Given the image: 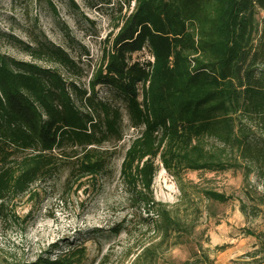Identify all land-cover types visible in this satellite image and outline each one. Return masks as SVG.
Wrapping results in <instances>:
<instances>
[{
	"label": "trees",
	"instance_id": "obj_1",
	"mask_svg": "<svg viewBox=\"0 0 264 264\" xmlns=\"http://www.w3.org/2000/svg\"><path fill=\"white\" fill-rule=\"evenodd\" d=\"M131 2L130 12L109 35L87 91L67 83L56 69L37 64L78 69L42 35L31 45L21 44L32 62L0 53V216L6 214V200L30 193L32 185L62 167L67 169L65 186L106 169L99 147L122 139L123 113L97 99L100 85L121 100L128 125L138 132L125 151L120 176L133 202L155 216L150 223L156 240L143 245L129 264H160L162 251L177 246L188 255L176 264H215L201 247L188 244L196 217L184 221L153 202L155 160L172 175L236 170L239 159L262 167L264 138L253 135L247 124H258L264 135V0H127L128 8ZM143 49L151 60L131 61ZM76 96L88 111L76 106ZM206 138L222 148L208 149ZM227 151L234 158L225 157ZM202 194L213 204L231 199L212 190ZM243 195L252 202L240 205L243 213L264 212V195L250 189ZM242 232L256 246L230 264H264V232ZM84 260L80 246L29 264Z\"/></svg>",
	"mask_w": 264,
	"mask_h": 264
},
{
	"label": "rangeland",
	"instance_id": "obj_2",
	"mask_svg": "<svg viewBox=\"0 0 264 264\" xmlns=\"http://www.w3.org/2000/svg\"><path fill=\"white\" fill-rule=\"evenodd\" d=\"M132 6L131 2L127 7V0H0V53L16 61L32 62L21 44L31 45L36 36L42 35L63 49L78 69L37 64L56 69L67 83L87 91L108 49L110 33ZM130 59L143 63L150 60V55L143 49ZM95 91L97 99L109 101L123 113L122 139L99 147L106 154V169L93 178L65 186L67 169L62 167L32 185L30 193L6 200V214L0 216V264L54 259L80 246L85 248L82 264H129L143 245L156 240L150 223L154 214L148 213L143 204L133 202L132 191L120 176L125 151L138 132L128 125L122 102L110 89L99 85ZM74 102L82 112L88 111L78 96ZM247 126L253 135L264 138L258 124ZM204 143L211 150L222 148L213 138L204 139ZM223 155L234 158L229 151ZM155 166L153 202L184 221L196 217L194 231L187 240L189 246L201 247L215 264H230L253 250L256 240L242 231L264 232V212L252 213L249 209L243 213L240 205L252 204L244 197V189L255 190L256 196L264 195V164L259 168L239 159L236 170L183 171L177 175L168 173L158 159ZM204 190L231 199L224 205L213 204L203 196ZM187 255L186 248L171 247L162 251L160 264H176Z\"/></svg>",
	"mask_w": 264,
	"mask_h": 264
},
{
	"label": "built area",
	"instance_id": "obj_3",
	"mask_svg": "<svg viewBox=\"0 0 264 264\" xmlns=\"http://www.w3.org/2000/svg\"><path fill=\"white\" fill-rule=\"evenodd\" d=\"M151 60V59H150Z\"/></svg>",
	"mask_w": 264,
	"mask_h": 264
}]
</instances>
